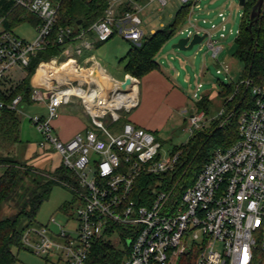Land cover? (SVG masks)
<instances>
[{"label": "built area", "instance_id": "1", "mask_svg": "<svg viewBox=\"0 0 264 264\" xmlns=\"http://www.w3.org/2000/svg\"><path fill=\"white\" fill-rule=\"evenodd\" d=\"M117 1L111 0L105 15L90 27H61L54 34L62 0H0V109L27 117L42 134V144L52 145L61 154L62 164L75 173L77 182L64 183L77 198L76 218L72 217L76 227L67 230L52 217L46 226L25 232V246L40 255L57 253L64 264H86L94 243L112 238L110 231L117 233L121 228L130 248L122 264H264V84L243 80L251 87L255 103L240 115V139L217 148L197 177L189 178L187 168L180 170V151L162 153L155 133L121 112L138 105V96L128 103L131 86L122 91L118 80L102 70L111 83L108 87L100 86L91 76L71 80L67 75L82 69L75 54L82 53L81 45L92 48L93 38L106 41L120 34L135 45L142 44L145 33L138 11L143 7L118 12ZM158 1L162 8L168 4V0ZM179 1L191 4L189 26L180 33L187 32L190 38L207 34L212 57L218 60L224 48L211 31H220L224 38L228 16L220 10V23L213 22L210 30H204L193 20L197 10L208 8L201 0ZM16 9L21 10L18 24L26 16L35 18L34 40L14 33L10 24ZM259 17L264 18V3ZM207 20L205 17L204 22ZM79 39L82 44L74 48L72 44ZM67 41L65 58L55 55L42 60L31 77L32 104H27L22 94L12 96L27 77V66L36 53ZM59 64L64 70L56 83L46 76L42 82H34L42 66ZM16 70L24 75H15ZM202 87L198 82L193 94L198 101L204 97L199 95ZM120 97L124 99L117 101ZM74 98L80 99L90 123L85 132L63 140L56 133L54 120L60 108ZM37 103L45 104L47 112L27 111ZM223 114L224 108L215 117ZM210 119L195 105L184 127L190 133L187 141ZM142 177L147 181L139 187Z\"/></svg>", "mask_w": 264, "mask_h": 264}, {"label": "trees", "instance_id": "2", "mask_svg": "<svg viewBox=\"0 0 264 264\" xmlns=\"http://www.w3.org/2000/svg\"><path fill=\"white\" fill-rule=\"evenodd\" d=\"M110 1L62 0L54 34L61 27H90L105 15ZM140 1L142 4L146 2ZM257 1H247L240 34L235 40V55L245 66L243 77L238 82L222 83L218 91V95L224 100V114L215 117L216 114L211 113V99L209 94H205L195 105L211 118L208 125L195 130L188 141L173 148L174 151L181 152L180 170L187 168L189 178L197 177L217 148L228 147L240 139V115L255 103L251 87L243 80L250 79L253 84H264V18L259 17L257 20L251 18V11ZM133 9L127 3L120 11ZM190 9V3L183 4L169 24L153 33L145 34L140 46L131 43L128 53L120 60L124 72L141 79L151 71L159 69L161 65L157 60L158 53L175 35L178 27L187 21ZM20 13V9L14 10L12 15L14 22L11 21L10 26L14 27L19 23ZM68 43L69 41L65 44H54L46 50L37 52L27 66V77L17 86L12 96L22 94L25 102L32 104L31 77L39 63L55 55L63 60L65 58L63 52ZM62 72V69H57L52 73ZM21 118L14 110L0 109V147L5 149L20 141ZM0 165L5 167L0 175V264H16L18 253L15 249L17 251L28 249L23 242L24 234L28 228L37 226L38 212L42 204L50 198L53 185L56 182L76 185L77 182L75 173L63 164L54 171L40 170L17 156L0 154ZM146 181L147 177H142L139 187ZM4 210L6 213H3ZM41 226L43 225L40 224ZM117 230V233L114 230L110 231L109 235L112 238L97 240L94 243L86 264H121L128 257L130 248L124 240V230L121 228ZM261 257L264 260V252L261 253Z\"/></svg>", "mask_w": 264, "mask_h": 264}, {"label": "rangeland", "instance_id": "3", "mask_svg": "<svg viewBox=\"0 0 264 264\" xmlns=\"http://www.w3.org/2000/svg\"><path fill=\"white\" fill-rule=\"evenodd\" d=\"M127 3L130 4L132 8L143 6L140 0H118L116 3L118 12L122 10ZM182 5V2L179 0H168V4L164 8H162L158 0L154 1L153 4L148 3L145 5L138 11L143 21L142 28L144 33L148 35L151 33L152 29L162 28L161 21L165 24H169L174 19L179 9H181ZM201 5L204 8H208V10L202 12L198 11V8H196L197 11L195 12V19L193 21L198 23L204 30H210L213 22L220 23L221 18L218 16L220 10L224 11L228 16L225 30L226 36L224 38L220 37V31H211L213 33V39H219L224 49L219 59H214L207 45L208 37L201 43L195 44L193 48L189 50L174 48L173 45L175 43L188 35L187 32L180 33L182 29L189 26V21H186L178 27L175 35L167 41L162 50L158 53V62L172 74L177 84L188 90V92H182L186 98L184 107H186L187 110L183 111V107L168 110L165 106L161 108V113L156 115L153 120L155 123L153 124V128L159 129L157 138L162 143V153H169L175 145H181L187 141L190 133L186 131L184 127L188 123V116L191 114V110L198 101L193 96L198 82L203 83L199 95L209 94L212 105L211 113L217 114L224 108V100L218 95L221 84L238 82L244 74V63L235 55V40L244 19L245 8L240 6L239 0H201ZM208 11H212V13L208 14ZM205 17L209 19L206 22H204ZM36 25L37 22L35 18L26 16L23 22L14 26V33L27 41H32L37 36ZM190 28L193 27L190 26ZM230 29L233 30V33L230 32ZM91 41L94 42L92 48L81 45L83 39H79L72 44L74 48L78 45L82 46V53L75 54L78 62L83 64L88 57L95 56L108 67L115 77L123 78V64L120 63V60L128 53L131 42L123 38L120 34H116L106 41H98L95 38ZM56 68H61L60 64ZM218 68H221L223 71L218 73ZM14 74L20 77L24 75V71L16 70ZM38 106H40L38 103L29 106L27 111L31 114L35 112H45V105L44 107ZM134 109L135 107L130 111L121 110V112L129 118ZM28 122L30 123L31 121L27 117L22 116L21 126L28 124ZM155 125H159L157 126L159 128H156ZM12 146L13 145H10L8 146L9 148L7 147L5 149L0 147V154L5 156H16L12 151ZM91 157L96 158V155L92 154ZM4 169L5 167L1 165L0 174L4 172ZM64 205H66L65 208L63 207ZM77 205V198L72 189L60 182H56L53 185L50 198L42 204L38 212L37 226H32L28 229H39L42 227H40V224L46 226L50 223L52 217H55L57 222L64 225L67 230L74 229L77 224L76 220L73 219L76 218ZM3 213H6V210H4ZM50 226L54 230L58 229V226L55 224L51 223ZM15 250L18 253V261L16 264H64L59 254L54 252L45 256L37 254L30 248L21 249L19 251H17V249ZM125 260L126 258L124 261Z\"/></svg>", "mask_w": 264, "mask_h": 264}, {"label": "crops", "instance_id": "4", "mask_svg": "<svg viewBox=\"0 0 264 264\" xmlns=\"http://www.w3.org/2000/svg\"><path fill=\"white\" fill-rule=\"evenodd\" d=\"M154 1L157 0H146L142 7L148 3L153 4ZM164 25L165 23L161 21V26ZM155 30L157 29H152L151 32L153 33ZM96 65H99L104 73H107L115 80H118V82L124 80L126 76L130 75L124 72V66H122L123 78L115 77L108 67L95 56L88 57L83 64H80L82 69L78 73H67V75L71 80H84V78L91 76V70ZM160 65L161 67L159 69L151 71L141 79L136 78L138 81V105L129 117L131 121L149 129L154 132L156 136L159 129L153 128V124H155L153 120L156 115L161 113L160 110L162 107L166 106V109L168 110L183 107V111L187 110V108L184 107L186 98L182 92H188V90L177 84L172 74L164 68L161 63ZM59 76L60 75L54 74L48 79L54 84L56 83V79H60ZM45 94L48 95L49 92L46 91ZM44 105L45 104H40V106L43 107ZM46 111L47 107L45 112ZM89 123L90 119L85 113L79 98H74L69 104L63 105L59 116L54 120L56 133L63 140L72 138L76 133L85 132ZM155 126L156 128H159L157 127L159 125ZM42 140L43 137L40 131L31 122H28V124H24L20 127V141L13 144L12 151L18 158L26 161L35 168L54 171L62 165V156L52 145H43Z\"/></svg>", "mask_w": 264, "mask_h": 264}, {"label": "water", "instance_id": "5", "mask_svg": "<svg viewBox=\"0 0 264 264\" xmlns=\"http://www.w3.org/2000/svg\"><path fill=\"white\" fill-rule=\"evenodd\" d=\"M239 3L240 5L244 6L246 4V0H239ZM263 3L264 0H258L257 3L254 5L251 11V18L253 20H257L259 18ZM80 23L81 21H79V24ZM206 36H207L206 34L203 35L195 34L192 38L187 36L181 38L177 43L173 45V47L179 50H189L192 49L195 44L201 43ZM91 77L97 82H102L103 80L107 81V79L102 75V71L99 65H96L92 68ZM131 83H132L131 75H128L124 80L117 82L118 86L121 88L122 91H127Z\"/></svg>", "mask_w": 264, "mask_h": 264}, {"label": "bare ground", "instance_id": "6", "mask_svg": "<svg viewBox=\"0 0 264 264\" xmlns=\"http://www.w3.org/2000/svg\"><path fill=\"white\" fill-rule=\"evenodd\" d=\"M101 68V67H100ZM64 70L62 67L61 68H58V70ZM102 69V68H101ZM104 69V68H103ZM57 71V68H48L47 66H46V69H44L43 67H41L40 69H39V71L36 73V75H35V77H34V82H36V83H40V82H42V80H43V78H44V76H46V78H50V76H52V75H60L59 73H52V72H56ZM88 71V70H87ZM86 71V72H87ZM46 72V73H45ZM137 80L136 79H134L133 81H132V83H131V87H130V91L129 92H131L130 93V100L128 99V103H130L131 101H133V100H135L136 99V97H137ZM99 83V85L100 86H102V87H108V86H110V82H108V81H106V80H103L102 82H98ZM122 99H124V97H120V98H116V100L117 101H121ZM127 103V104H128ZM119 104V103H118Z\"/></svg>", "mask_w": 264, "mask_h": 264}]
</instances>
